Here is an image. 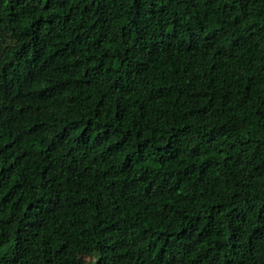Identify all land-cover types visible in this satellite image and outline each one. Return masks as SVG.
<instances>
[{
    "label": "trees",
    "instance_id": "trees-1",
    "mask_svg": "<svg viewBox=\"0 0 264 264\" xmlns=\"http://www.w3.org/2000/svg\"><path fill=\"white\" fill-rule=\"evenodd\" d=\"M0 264H264V0H0Z\"/></svg>",
    "mask_w": 264,
    "mask_h": 264
}]
</instances>
